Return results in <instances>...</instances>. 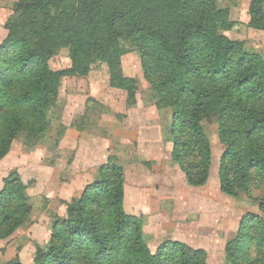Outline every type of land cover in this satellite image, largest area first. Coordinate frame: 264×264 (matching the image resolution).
Masks as SVG:
<instances>
[{
    "label": "trees",
    "instance_id": "trees-1",
    "mask_svg": "<svg viewBox=\"0 0 264 264\" xmlns=\"http://www.w3.org/2000/svg\"><path fill=\"white\" fill-rule=\"evenodd\" d=\"M13 10L0 44V159L20 133L45 138L49 132L60 90L50 60L55 39L68 36L66 74L87 76L90 58L99 55L108 85L126 93L129 107L136 104L137 82L117 75L114 62L137 52L157 101L170 110L171 157L189 185L208 178L211 154L201 121L216 114L225 145L220 191L237 196L253 185L264 200V61L224 34L236 25L227 9L210 0H17ZM247 13V26L264 31V0H250ZM123 199V168L109 157L83 189L75 213L52 223L31 264H206L204 251L190 255L176 241L152 253L141 220L125 212ZM28 207L26 187L13 173L0 191V239L29 222ZM225 261L264 264V219L242 218L225 245Z\"/></svg>",
    "mask_w": 264,
    "mask_h": 264
},
{
    "label": "rangeland",
    "instance_id": "rangeland-1",
    "mask_svg": "<svg viewBox=\"0 0 264 264\" xmlns=\"http://www.w3.org/2000/svg\"><path fill=\"white\" fill-rule=\"evenodd\" d=\"M16 1L0 0V44L15 17ZM210 1L216 8L227 9L229 19L236 23L224 34L242 41L246 51L264 61V31L247 26L250 0ZM68 50L69 37H57L50 67L60 74L59 100L46 137L20 133L8 159H0V191L6 178L15 173L29 196V222L0 239V263L31 264L37 247L47 243L52 223L75 213L83 189L111 157L123 168L124 210L141 220L152 253L163 242L176 241L190 255L204 251L206 264H228L226 243L234 238L245 215L264 219V200L260 198L263 190L253 185L249 193L237 196L220 191L219 166L225 145L219 137L218 116L201 121L209 140L210 170L204 185L191 186L171 157L170 110L157 101L137 52L114 62L117 75L137 82L136 104L129 107L126 93L108 85V66L99 55L90 58L87 76L67 75ZM60 132L63 136L55 143Z\"/></svg>",
    "mask_w": 264,
    "mask_h": 264
},
{
    "label": "crops",
    "instance_id": "crops-1",
    "mask_svg": "<svg viewBox=\"0 0 264 264\" xmlns=\"http://www.w3.org/2000/svg\"><path fill=\"white\" fill-rule=\"evenodd\" d=\"M70 128V127H69ZM70 129H74V128H70ZM75 130V129H74ZM66 131V130H65ZM77 132H79L78 130H76ZM69 132V131H68ZM12 149V148H11ZM11 151V150H10ZM9 154V153H8ZM8 156L6 155L4 158H7ZM3 159V158H2ZM8 159V158H7ZM101 165V164H100ZM79 174V173H78Z\"/></svg>",
    "mask_w": 264,
    "mask_h": 264
}]
</instances>
